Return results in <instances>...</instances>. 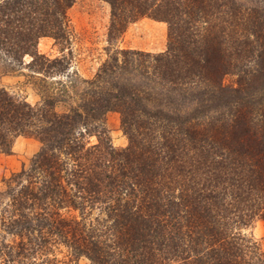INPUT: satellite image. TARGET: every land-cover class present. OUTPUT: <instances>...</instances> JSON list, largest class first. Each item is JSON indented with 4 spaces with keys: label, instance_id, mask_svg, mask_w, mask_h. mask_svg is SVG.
<instances>
[{
    "label": "trees",
    "instance_id": "1",
    "mask_svg": "<svg viewBox=\"0 0 264 264\" xmlns=\"http://www.w3.org/2000/svg\"><path fill=\"white\" fill-rule=\"evenodd\" d=\"M102 1L108 56L78 83L64 56L36 50L42 38L68 44L74 0H0V69L29 56L42 76L38 106L0 88V154L19 136L40 143L0 192V264H264L242 234L264 220V8ZM143 17L167 25L166 51H110ZM108 112L120 115L123 150L102 128Z\"/></svg>",
    "mask_w": 264,
    "mask_h": 264
},
{
    "label": "rangeland",
    "instance_id": "2",
    "mask_svg": "<svg viewBox=\"0 0 264 264\" xmlns=\"http://www.w3.org/2000/svg\"><path fill=\"white\" fill-rule=\"evenodd\" d=\"M249 5L263 7L264 0H241ZM110 21V7L102 0H74L67 11V27L69 41L66 45H58L52 38H42L38 41L37 52L50 59L63 57L69 63V74L75 73V79L92 81L101 63L107 59L108 43L107 33ZM167 25L146 17L138 19L128 25L126 31L119 39L112 42L110 51L114 49L133 50L149 54H160L167 48ZM31 57L23 59L22 67L0 69V88L8 93L25 100L31 106H38L41 98L37 92L41 85V75H33L27 68ZM63 77V78H62ZM65 80L49 77L44 83ZM236 78L227 75L223 79L225 86H235ZM69 110L68 105L58 103L56 111L64 113ZM101 128V126H100ZM102 128L107 132L113 149L120 151L128 146V137L122 130L120 115L108 112L103 117ZM88 146L97 144L96 136L86 138ZM40 143L31 137L19 136L14 140L12 151L9 155L0 154V192L6 188L5 183L14 175L26 171L31 159L38 152ZM249 239L257 243L264 250V220L258 219L245 229H242ZM78 264H90L81 259Z\"/></svg>",
    "mask_w": 264,
    "mask_h": 264
}]
</instances>
